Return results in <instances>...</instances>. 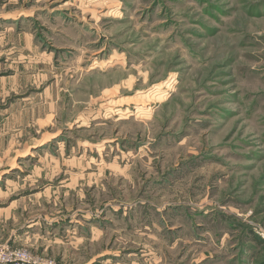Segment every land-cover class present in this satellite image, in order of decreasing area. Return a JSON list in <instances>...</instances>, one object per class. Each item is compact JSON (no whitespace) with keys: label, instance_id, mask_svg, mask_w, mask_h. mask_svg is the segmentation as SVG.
<instances>
[{"label":"rangeland","instance_id":"374dc122","mask_svg":"<svg viewBox=\"0 0 264 264\" xmlns=\"http://www.w3.org/2000/svg\"><path fill=\"white\" fill-rule=\"evenodd\" d=\"M0 142L30 264H264V0H0Z\"/></svg>","mask_w":264,"mask_h":264},{"label":"built area","instance_id":"2783aa9c","mask_svg":"<svg viewBox=\"0 0 264 264\" xmlns=\"http://www.w3.org/2000/svg\"><path fill=\"white\" fill-rule=\"evenodd\" d=\"M31 257L22 249H10L0 245V264H30Z\"/></svg>","mask_w":264,"mask_h":264},{"label":"crops","instance_id":"0c3cea01","mask_svg":"<svg viewBox=\"0 0 264 264\" xmlns=\"http://www.w3.org/2000/svg\"><path fill=\"white\" fill-rule=\"evenodd\" d=\"M0 143H1V142H0ZM3 153H4V152H3ZM3 153H2V154H3ZM3 174H4V173L1 172V176H3Z\"/></svg>","mask_w":264,"mask_h":264}]
</instances>
